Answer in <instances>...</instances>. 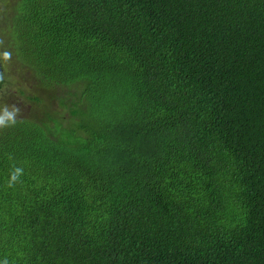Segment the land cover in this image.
I'll return each instance as SVG.
<instances>
[{"label":"trees","instance_id":"16d2710c","mask_svg":"<svg viewBox=\"0 0 264 264\" xmlns=\"http://www.w3.org/2000/svg\"><path fill=\"white\" fill-rule=\"evenodd\" d=\"M0 45V264H264V0H0Z\"/></svg>","mask_w":264,"mask_h":264},{"label":"rangeland","instance_id":"374dc122","mask_svg":"<svg viewBox=\"0 0 264 264\" xmlns=\"http://www.w3.org/2000/svg\"><path fill=\"white\" fill-rule=\"evenodd\" d=\"M2 50L3 49H0V60L4 61L7 57H9V52H7V50H5L3 52ZM2 66L4 69L3 72L5 74H7L8 76H10L13 73V71L10 70V66H9L8 62L3 63ZM11 77H13V76H11ZM19 77L20 76L17 74L16 77H13L14 79L10 80L11 86H9V87H11L13 89L12 91H9L10 94H8V92H7V88H8V86H7L6 90L0 96V116L8 117L10 112H12L14 109H15V112L17 114H20V115L23 112L28 111V106L23 104V101L21 100V98L17 92V88L15 87V86H18V84H19V82L16 81L17 79H19ZM25 77L28 80H25L24 82H20L21 85L18 86L19 90H20L21 86L24 85L25 90H27V89L30 90V88H32V90H30V91L33 92L32 86L34 85V89H37V87H38L37 85H35V84H37L36 83L37 81L34 80L35 78L33 76V73L31 71L27 70L25 73ZM1 100L4 103L5 107L1 103Z\"/></svg>","mask_w":264,"mask_h":264}]
</instances>
